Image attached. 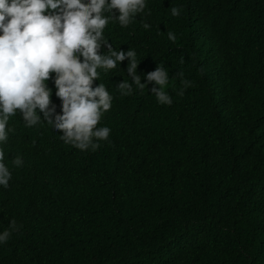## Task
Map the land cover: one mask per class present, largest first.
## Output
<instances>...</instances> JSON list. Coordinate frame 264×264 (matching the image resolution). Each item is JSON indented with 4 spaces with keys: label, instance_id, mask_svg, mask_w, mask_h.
Here are the masks:
<instances>
[{
    "label": "trees",
    "instance_id": "16d2710c",
    "mask_svg": "<svg viewBox=\"0 0 264 264\" xmlns=\"http://www.w3.org/2000/svg\"><path fill=\"white\" fill-rule=\"evenodd\" d=\"M148 9L107 38L136 51L142 77L163 66L173 104H158L151 84L121 96L125 60L98 69L114 100L98 124L111 143L96 151L10 117L0 231L12 219L21 227L0 245V264H264V0ZM179 72L193 82L183 96Z\"/></svg>",
    "mask_w": 264,
    "mask_h": 264
},
{
    "label": "clouds",
    "instance_id": "9594fccd",
    "mask_svg": "<svg viewBox=\"0 0 264 264\" xmlns=\"http://www.w3.org/2000/svg\"><path fill=\"white\" fill-rule=\"evenodd\" d=\"M137 14L150 15L148 0H0V187L8 188L12 179L3 145L14 131L9 119L18 113L25 127L46 122L65 144L82 152L96 151L101 141L111 143V128L98 124L112 109L114 96L96 83L98 69L121 68L127 60L121 75L129 80L116 84L121 96L131 95L133 85L143 90L151 84L158 104H173L164 90L169 72L157 65L142 77L136 51L117 49L107 38L112 25L127 28ZM180 14V7H171L173 17ZM142 27L151 25L143 22ZM167 38L174 42L176 35L168 31ZM178 76L182 87L177 94L183 96L193 82L182 72ZM53 88L61 101L59 112ZM13 163L20 167L23 159L16 156ZM20 227L9 220L0 231V245Z\"/></svg>",
    "mask_w": 264,
    "mask_h": 264
}]
</instances>
